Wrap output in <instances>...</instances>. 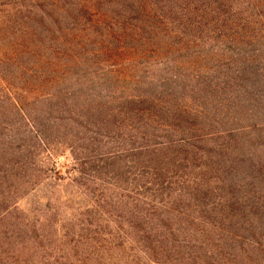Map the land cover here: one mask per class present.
Wrapping results in <instances>:
<instances>
[{"label": "rangeland", "instance_id": "374dc122", "mask_svg": "<svg viewBox=\"0 0 264 264\" xmlns=\"http://www.w3.org/2000/svg\"><path fill=\"white\" fill-rule=\"evenodd\" d=\"M113 1L0 0V264H205L192 253L201 226L181 222L195 204L187 195L224 180L236 191L253 180L247 168L264 165V0H224L220 26L203 32L177 22L142 31ZM30 5L61 20L68 7L91 37L79 60L61 63L65 46L36 57ZM91 6L97 28L84 23ZM115 23L130 25L125 36ZM52 81L104 111L49 110ZM130 98L143 111L121 130L113 111ZM14 99L43 116L49 144Z\"/></svg>", "mask_w": 264, "mask_h": 264}, {"label": "trees", "instance_id": "16d2710c", "mask_svg": "<svg viewBox=\"0 0 264 264\" xmlns=\"http://www.w3.org/2000/svg\"><path fill=\"white\" fill-rule=\"evenodd\" d=\"M223 1L115 0L113 2L116 8L121 9L119 16L123 21H125V18L139 17L140 23L142 22V31L145 27H149V30L155 29L156 24H158L161 30H171L170 26L174 22H177L181 29L192 27V31L197 32L202 30L203 32L205 30L202 27L206 26V24L215 30L220 26L214 23V19H220L223 15V9L220 5ZM56 6L57 4L52 1V7ZM85 6L80 4L75 7L77 8L75 10L85 9ZM92 6L96 7L95 3ZM92 6L90 10L95 11ZM29 8V16L25 17L27 20L25 24L28 26L26 34L28 35L30 45L35 47V51L33 52L36 57L42 56L41 50L47 45H49V48H52V51H48L47 54L52 56L53 54L55 55L54 51L58 52L57 48L60 49L65 46L59 61L61 63L64 62L65 66L69 67L76 60H79L80 51L86 49L85 42L90 43L91 37L84 38L81 35L80 31L83 29L78 28V19L68 12V7L62 9L63 13L61 11V15L64 17L62 20L55 16L54 10L48 13L46 10L39 8V5H30ZM111 10L114 12L112 16H117V11ZM96 12H99L98 8L95 12L88 15V18H85L84 23L87 22L92 26L94 21H97L96 25H94L97 28L100 23ZM187 15L190 18H182V16ZM149 19L156 21L154 26L152 25L151 27L147 23ZM63 22L67 24L66 28L61 27L59 29V25ZM115 25L122 32L130 28V25H120L121 27L117 23ZM112 27L108 26L109 30H107L106 34L110 33L111 36L113 35L115 27ZM56 33L60 35L59 38L56 37ZM123 35L125 36L124 32ZM104 42L106 41L103 40ZM65 57L67 59L64 60ZM51 85H53L51 88L58 89L55 95H51V98L44 100L45 102L49 101L47 102L49 110L54 111L58 109L64 111L66 107L71 106L77 115L85 111H87V115H94L95 113H102L104 111L105 107L103 105L94 108L92 105L89 106L88 101L80 99L71 87H64L62 82L52 81ZM13 101L18 111L31 123L32 128L37 134L39 143L46 146L50 130L46 121L42 119L43 116L39 114L40 118L37 116L36 118L31 117L29 109L21 107L23 99H14ZM140 102L142 101L135 98L117 102L113 111L114 117L110 124L115 123L116 127L121 130L132 128L133 125L129 122V115L132 111L134 112V109H136L137 113L143 111L140 107L136 108ZM152 115L155 116L154 114ZM245 175H251L253 180L236 191L232 184L229 185L232 189H226L224 183H229V181L224 180L222 183L219 181L218 186L214 185L210 188V191L208 190L210 195L204 193L201 195L199 193L187 195V198L193 200L195 204L192 206L191 217L187 219L186 215L185 220L181 222H184L185 225L188 224L187 226L190 224L201 226V235H197V238L193 241L196 244L192 249V253L196 258L205 260V264H264V165L260 167L253 165L247 168ZM235 177H231L230 183L234 182ZM258 182H260V186L257 185ZM184 196L185 193L175 195V202L177 199L184 198ZM212 197L215 201H211ZM174 200L170 199L171 202ZM139 214L143 217V213ZM176 216L179 217L178 214ZM174 234L172 231L166 233L167 236L171 237L173 242H176ZM189 241L185 239V242Z\"/></svg>", "mask_w": 264, "mask_h": 264}]
</instances>
